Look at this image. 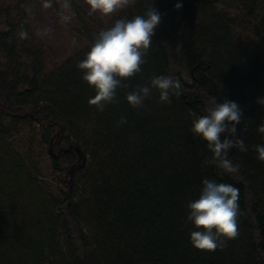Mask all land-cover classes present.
I'll return each mask as SVG.
<instances>
[{"label":"trees","instance_id":"obj_1","mask_svg":"<svg viewBox=\"0 0 264 264\" xmlns=\"http://www.w3.org/2000/svg\"><path fill=\"white\" fill-rule=\"evenodd\" d=\"M16 1L0 5V138L19 121L37 123L46 143L57 142L56 168L66 163L72 179L48 206L33 199L18 172L13 178L1 166L0 264H264V162L255 151L264 145V106L257 102L264 98V50L238 41L235 19L221 10L239 2L244 25L264 42V0H135L108 24L82 22L87 46L52 69L29 18V8L45 0ZM151 6L161 22L146 63L100 112L88 103L95 89L77 65L101 30ZM159 75L179 79L181 95L161 103L152 89L133 108L126 92ZM211 97L243 112L237 138L248 150H229L236 173L204 164L211 154L191 131ZM205 179L239 189V235L211 252L192 246L196 229L187 221V205Z\"/></svg>","mask_w":264,"mask_h":264},{"label":"clouds","instance_id":"obj_2","mask_svg":"<svg viewBox=\"0 0 264 264\" xmlns=\"http://www.w3.org/2000/svg\"><path fill=\"white\" fill-rule=\"evenodd\" d=\"M85 3L90 13L111 16L134 4L135 0H85ZM181 7L180 3L175 5L176 9ZM160 22L161 14L151 6L143 15L116 20L112 27L101 30L95 36L90 50L77 65L83 72V80L95 89L94 97L88 101L90 105L103 112L105 105L117 102V89L128 88L123 81L140 73L141 66L146 63L145 57ZM19 36L26 39L28 33L20 30ZM152 89L158 90L161 103H171L172 95H181L182 85L179 79L171 76H153L149 84L137 85L134 90L126 92V100L133 108L142 107ZM257 102L264 106V98ZM242 119L243 112L236 102L225 100L218 103L216 97L210 98L206 114L194 119L191 129L206 143L207 152L211 154L210 157L205 156L204 164L215 165L224 173L239 171V165L229 159V150H248L244 140L237 138L236 126L241 124ZM126 122V118L121 117L119 123ZM258 132L264 134V124L258 127ZM255 151L258 159L264 162V145H256ZM202 183L199 197L187 205V221L196 229L190 233L192 246L211 252L223 249L227 241L239 235V189L230 183H217L215 180L205 179Z\"/></svg>","mask_w":264,"mask_h":264},{"label":"rangeland","instance_id":"obj_3","mask_svg":"<svg viewBox=\"0 0 264 264\" xmlns=\"http://www.w3.org/2000/svg\"><path fill=\"white\" fill-rule=\"evenodd\" d=\"M78 9L65 6L61 0H45L41 6L29 8L31 27L37 42L48 55V68L52 69L65 59L87 46L82 22L89 27L95 23H110L122 10L111 15L101 16L90 13L85 0H73ZM16 0H0V5L15 6ZM221 10L235 19L237 27L234 33L240 42L249 43L254 48L264 50V42L251 29L244 25L242 6L239 2L227 1ZM81 16V17H80ZM63 17L70 19L64 20ZM84 20V21H82ZM0 59L2 56L0 55ZM184 76L190 80V74L184 70ZM5 123L10 119L4 118ZM52 145L43 139V129L35 122L19 121L9 136L0 138V168L7 166L13 178L19 173L20 184L29 190L35 201H44L50 206L52 196L68 188L72 179L66 163L57 169L53 156L60 154L57 142ZM4 164V165H3ZM80 179V178H79Z\"/></svg>","mask_w":264,"mask_h":264}]
</instances>
